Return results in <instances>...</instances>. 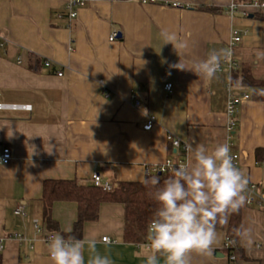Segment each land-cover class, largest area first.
I'll use <instances>...</instances> for the list:
<instances>
[{"label": "crops", "instance_id": "0c3cea01", "mask_svg": "<svg viewBox=\"0 0 264 264\" xmlns=\"http://www.w3.org/2000/svg\"><path fill=\"white\" fill-rule=\"evenodd\" d=\"M253 1L87 0L71 21L64 0H0V104L32 108L0 110V157L4 148L12 151V160L0 163V239L7 241L2 264H51L47 235L74 230L76 202L53 203L54 223H46V181L93 185L96 173L116 188L140 183L149 167L187 161L189 153L179 157L169 136L193 147L229 144L239 155L238 168L264 191V160L256 158V150H264V56H257L264 53V13L250 8L246 16L243 8ZM231 5L238 7L233 15L227 13ZM164 29L188 40L181 57L189 66L212 49L227 52L233 29L247 31L234 51L240 66L210 83L171 68L180 57L171 44L162 45ZM246 77L255 87L244 84ZM166 84L173 85L171 93ZM244 94L249 99L242 100ZM230 96L242 100L233 134L227 129ZM148 116L156 119L152 130H144ZM20 204L25 216L16 212ZM124 213L120 203H102L82 237H96L98 250L114 264H145V242L123 239ZM241 216L253 245L247 249L239 239L241 257L234 264H264V209L245 204ZM217 231L222 239L214 255L193 254L192 264H233L225 232ZM16 234L25 240L13 239Z\"/></svg>", "mask_w": 264, "mask_h": 264}, {"label": "clouds", "instance_id": "9594fccd", "mask_svg": "<svg viewBox=\"0 0 264 264\" xmlns=\"http://www.w3.org/2000/svg\"><path fill=\"white\" fill-rule=\"evenodd\" d=\"M160 37L162 45L171 44L180 57L171 68L191 71L208 83L216 78L222 58L230 55L223 49H212L206 58L189 66L181 57L189 47L188 40L167 29L161 30ZM187 152V161L173 168L162 184L158 176L140 180L155 189L152 199L156 205L142 245L148 249L143 257L145 264H192L193 254L213 256L222 239L217 224H226L228 216L248 202L249 177L235 165L229 144L209 148L202 142L194 147L190 143ZM63 232L66 235L56 232L49 239L51 264H114L109 255L98 250L96 237L85 234L77 238L71 228ZM235 233L243 246L251 249L252 229L241 225Z\"/></svg>", "mask_w": 264, "mask_h": 264}, {"label": "trees", "instance_id": "16d2710c", "mask_svg": "<svg viewBox=\"0 0 264 264\" xmlns=\"http://www.w3.org/2000/svg\"><path fill=\"white\" fill-rule=\"evenodd\" d=\"M207 9V8H204ZM260 17H263L260 15ZM245 85L255 87L250 78L243 79ZM264 92V91H263ZM256 91L252 94L254 98L260 99ZM258 161L264 160V150H256ZM172 175L171 172L162 174H147L145 178L158 176L162 184L165 179ZM43 187L44 216L46 223L51 226L53 220L50 216V209L53 203L58 201H72L78 204V215L74 223L72 235L82 238L84 225L88 222H95L99 216L100 205L104 202H116L124 206V235L123 239L127 243L139 244L145 242L146 226L150 220L156 205L152 199L155 189L145 186L139 182H120L118 188L105 191L94 185H79L77 181H46ZM242 222L241 209L238 213L228 216L226 224H217V229L225 232L226 237L236 243L239 238L235 230L240 228ZM233 254L236 261L241 257L236 247L226 252ZM233 264L235 262H232ZM0 264H2L0 256Z\"/></svg>", "mask_w": 264, "mask_h": 264}, {"label": "built area", "instance_id": "2783aa9c", "mask_svg": "<svg viewBox=\"0 0 264 264\" xmlns=\"http://www.w3.org/2000/svg\"><path fill=\"white\" fill-rule=\"evenodd\" d=\"M65 2V9L68 14L69 20H75L78 17V13L80 8L87 2V0H64ZM238 7L236 5H231L227 13L230 15H233V13L236 11ZM244 8V14L247 16L249 13L248 9H254L256 12H261L264 13V1H253L251 4L246 5L243 7ZM247 34V31H240L238 29H233L231 31L230 35V40L228 42V51L230 55L226 56L223 58L220 62V69L218 73H231L232 71L236 70L239 66L240 63L238 60L235 58L234 51L238 44L241 43L243 40L244 36ZM118 34L114 33L111 35L110 40H115L117 38ZM1 44V46H3ZM19 63H21V60H18ZM52 65L51 61H46L45 66L50 68ZM58 76H63L62 72L58 73ZM172 84H166L165 85V90L168 93H171L172 91ZM249 99L248 95H243L242 100H247ZM240 99H237L235 97L230 96V99L228 101V106H227V116H228V126L227 129L229 133L233 134L235 131V128L237 127L238 121H237V107L239 103L242 101ZM135 107L136 108H141V103L139 101L135 102ZM2 109H13V110H27L30 111L32 108L29 105H2L0 104V110ZM156 123V119L154 116H148V122L144 126V130H152V127ZM170 140V143L175 150V152L178 154L179 157H186L188 154L187 152V143H183L181 140L173 138L172 136L168 137ZM3 154H1L0 157V163L1 164H8L12 160V151L10 148H4L2 151ZM234 158V163L238 167L239 166V155L238 154H232ZM184 160H180L177 163H175L173 160H167L163 164L156 165L153 167H149L147 169L148 174H162L166 172H171L173 168L178 167L179 164L184 163ZM93 185L99 188H102L105 191H111L117 187V185H113L108 182H103L99 174H94L92 177ZM246 195L248 197V202L246 203L248 206H257L262 209H264V191L260 190L256 184L250 183L248 185V189L246 192ZM16 212L19 215L25 216V205L20 204L16 208ZM34 227L38 232H41V226L38 220H34ZM52 233H49L46 237V241L49 242L50 237L52 236ZM15 240H19L20 242L25 240L24 237L20 234H16L14 236ZM103 242L110 243L111 239L109 237H104L102 238ZM6 240L0 239V253H2L5 250L6 247ZM235 247V243L226 237L225 242H224V250L226 252L231 251L232 248ZM255 248L257 250H260L262 248L261 244H256ZM227 258L230 262H236V257L233 254H228Z\"/></svg>", "mask_w": 264, "mask_h": 264}]
</instances>
